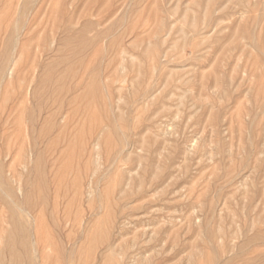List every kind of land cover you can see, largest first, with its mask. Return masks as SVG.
<instances>
[{
  "label": "rangeland",
  "instance_id": "1",
  "mask_svg": "<svg viewBox=\"0 0 264 264\" xmlns=\"http://www.w3.org/2000/svg\"><path fill=\"white\" fill-rule=\"evenodd\" d=\"M228 262L264 264V0H0V264Z\"/></svg>",
  "mask_w": 264,
  "mask_h": 264
},
{
  "label": "bare ground",
  "instance_id": "2",
  "mask_svg": "<svg viewBox=\"0 0 264 264\" xmlns=\"http://www.w3.org/2000/svg\"><path fill=\"white\" fill-rule=\"evenodd\" d=\"M19 230H21V229H19ZM258 235V234H257ZM259 237V236H258ZM255 238V237H254ZM14 241V240H13ZM10 245V244H9ZM10 248V247H9ZM22 256H24L23 254H22ZM16 258V257H15ZM25 258V257H24ZM17 259H19V258H17ZM22 262H24V261H22ZM231 262V261H230ZM12 263H14V261L12 262ZM11 263V264H12ZM229 263V262H228ZM21 264V263H20ZM118 264V263H117ZM230 264V263H229Z\"/></svg>",
  "mask_w": 264,
  "mask_h": 264
}]
</instances>
